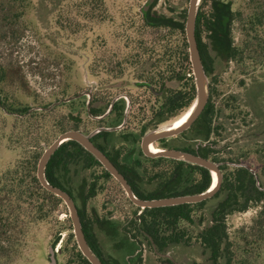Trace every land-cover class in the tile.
Wrapping results in <instances>:
<instances>
[{
  "label": "rangeland",
  "instance_id": "rangeland-1",
  "mask_svg": "<svg viewBox=\"0 0 264 264\" xmlns=\"http://www.w3.org/2000/svg\"><path fill=\"white\" fill-rule=\"evenodd\" d=\"M56 1L43 0L46 8H42V0H0V174L25 148L42 152L62 132L61 126L63 131L71 129V123H66L64 118L66 106L59 103L45 109L53 102L80 92L96 95L94 105L117 95L127 99L131 95L139 98L143 92L154 102V97L137 84V67L123 64L121 75H115L112 67L121 57L137 50L135 46H124L123 36H142L152 44L165 31L141 26L140 8L146 0H104L105 21L92 23L85 32L55 23L57 13H63L57 18L66 16L64 9L62 12L60 8L51 9ZM153 1V10L158 13L172 15L176 20L186 14L188 0ZM223 1L236 15L230 23V34L233 45L242 50L237 58L227 61L212 54V69L206 73L208 98L215 112L213 122L222 121L227 133L219 157L232 158L226 162L229 167H234L236 160L249 166L264 187V0ZM251 14L261 18L259 26L251 28L247 22ZM190 74L192 71L186 77ZM174 86L173 81L166 82L167 88ZM84 99L87 100V95ZM138 100L141 102L142 99ZM2 103L47 113L32 118L30 133L21 141L12 143L8 140L9 134L23 126L14 117L18 113L4 111ZM91 106L92 102L88 105L89 110ZM83 110L78 130L88 134L93 126L101 123L90 120ZM182 113L156 128L171 123ZM55 122H58L57 127H54ZM233 127L239 129L233 130ZM248 128L249 134L246 132ZM144 166H150V161ZM78 180V176L73 175L71 186L76 187ZM96 190L86 201L87 213L94 212L117 222L132 240L128 245H120L122 233L111 235L104 229H97L105 255L116 259L117 264H131L130 260L139 253L144 264H213L194 241L195 229L187 224V232L192 236L188 245L171 246L164 254L157 253L147 238L133 229L131 218L134 211L139 213V209L129 202L121 187L109 179L102 191ZM76 203L81 206L78 197ZM199 214L198 209L192 212L196 222ZM30 219L26 205L13 209L6 205L5 196L0 193V264H48L51 244L55 243L54 249L57 250L60 239H65L70 232L73 234L64 202L52 206L45 221ZM225 222L234 248L231 264H264V203L232 213ZM56 236L57 241L54 240ZM158 256L168 258L170 262L164 263ZM56 260L58 264H78L68 262L67 253L58 250ZM216 264H224V260L219 259Z\"/></svg>",
  "mask_w": 264,
  "mask_h": 264
},
{
  "label": "trees",
  "instance_id": "trees-1",
  "mask_svg": "<svg viewBox=\"0 0 264 264\" xmlns=\"http://www.w3.org/2000/svg\"><path fill=\"white\" fill-rule=\"evenodd\" d=\"M103 1L57 0L51 9L60 8L59 11L61 12L64 9L63 12L66 16L64 15V19L57 18V15L63 14L57 13L55 23L63 28L85 32L92 23L97 24L105 21L107 13ZM43 3L42 0V8L45 7ZM154 5L155 2L153 1L145 12L139 14L141 26L165 29V31L159 34L156 42L152 44H148L142 36H123L125 39L124 46H135L137 50L121 57L114 62L112 67L115 68V75H121L123 64L134 65L137 67L135 72L137 80L146 81L153 90L161 94L160 99L147 89L148 86L140 84L139 86L149 96L154 97V102L144 92L139 98H134L131 95L134 112L137 114L145 113L148 106H154V103H158L160 106H158V116L162 108L164 111H172V115L176 116L189 107L195 97L193 76L190 74L189 77H186V74L191 73V70L184 31L185 14H182L181 20H176L172 15H165L153 10ZM228 7L223 0H200L199 3L194 35L207 74L212 69L210 67L212 54L225 61L241 55L242 49L233 45L230 34V23L236 15ZM71 15L73 17H70ZM247 19L251 28L262 23L261 18L253 14ZM167 81H173L175 86L167 88ZM93 96L89 111L92 114H100L103 112L108 99L104 98L101 101L102 104L94 105L93 101L96 100L97 96L94 94ZM84 98L85 96H82V99L78 97L60 103V105L67 107L64 118L66 123H71V129H78L79 122L82 120V108L85 110V115L88 116ZM140 98L142 100L138 102ZM209 102L208 98L203 111L206 113V118L210 124L215 112ZM2 106L3 110L10 114L18 113L14 117L18 119L19 125L23 126L9 134L8 140L12 143L21 141L30 133L32 124H29V121L32 118L47 113V111L37 110L28 112L26 107L24 109L14 108L3 103ZM123 108L124 100L122 99L118 106H114L118 117L122 115ZM57 123H54V127H57ZM60 130L63 131L64 127L61 126ZM214 151V149L209 148L202 156L214 161H232V158H220L213 154ZM41 153L36 148H25L21 155L17 156L13 163L9 164L0 174V193L5 196L6 205H11L13 209H19L26 205L31 215L30 221L43 222L49 216L51 207L63 201L42 187L36 177V164ZM168 160L164 157L151 159L150 168H156V171L149 178L158 182L157 187L154 192L146 194L141 190V186L134 185L133 190L137 195L149 198L150 196L181 195L197 193L210 186L211 175L206 168L189 163L191 170L186 174L181 171L184 161H175L170 164ZM236 163L239 161L236 160ZM172 167L173 172H170ZM219 168L222 173L221 183L211 197L195 203L144 208L137 218H135L136 210L131 218L133 229L144 235L149 244L155 247L157 253L164 254L171 246L189 244L192 236L187 232L185 226L187 224L189 228L195 229L194 241L207 254L213 264H216L219 259H223L224 264H231L234 248L227 233L225 219L232 213L245 211L252 205L264 203V187L256 174L251 173L244 166L229 167L225 163ZM73 175L78 176L79 179L76 187L71 186ZM45 176L52 185L65 190L75 201L78 197L81 206L77 205V211L87 243L103 264H117L116 259L105 255L96 231L97 229H104L111 235L122 233L124 236L118 235L120 245H128L129 241H132L130 236L118 226L117 222L104 216H98L94 212L89 215L85 206L87 199L95 189L102 191L104 183L113 179L111 175L80 144L74 140H67L60 144L50 156L45 167ZM137 208L139 209V207ZM195 209L200 211L198 222L192 215ZM23 212H26L25 209ZM58 236L54 240H59ZM62 242L64 243L61 245ZM51 245L54 247L55 243ZM57 250L60 253H67L68 262L90 264L77 248L71 232L67 234L65 239H60ZM158 258L164 263L170 262L168 258L162 256H158ZM130 261L131 264L145 263L140 253L134 255Z\"/></svg>",
  "mask_w": 264,
  "mask_h": 264
},
{
  "label": "flooded vegetation",
  "instance_id": "flooded-vegetation-1",
  "mask_svg": "<svg viewBox=\"0 0 264 264\" xmlns=\"http://www.w3.org/2000/svg\"><path fill=\"white\" fill-rule=\"evenodd\" d=\"M137 84L148 86L147 89L150 92H152L153 95L158 96V98L161 97L160 92L153 90L151 85L148 84L146 81H137ZM85 95L87 94H83L79 97ZM93 98H94L93 94H90L89 103L93 100ZM122 99L124 100V108L122 115L118 117L116 111L114 110V106L115 105L118 106ZM107 101L108 102L105 103L102 113L100 114L90 113L91 116H89V118L91 120L98 121L101 123V125L99 126L95 125L92 127L90 131L92 132V134L89 138L91 143L106 156V158L112 163V165H114L117 171L125 178L126 182L128 183V185L130 186L133 192H134L133 187L134 185L137 186V184L141 186L140 187L141 190H143L146 194L149 192H154L158 182L152 178H149V176L155 173L156 168H150V166H144V163H146L149 160L151 164L152 163L151 159L157 157H150L144 153L142 149V138L144 134L156 128V126H158L160 123L165 122L170 118H172L173 117L172 111H164V108H162L160 115L158 116L157 113H158V108L160 106L159 104H153L154 106L147 107V111L145 113L137 114L132 109L131 97L130 99L129 98L127 99L123 95H117L116 97ZM204 107L202 111L199 113V115L196 117V119L186 129L182 130L177 134L168 137H163L155 140L152 143H149L147 145L148 150H150L151 152H155L159 148H170V149L184 150L202 156V154L205 153L206 150L210 148L215 150L213 154L221 156L222 149L225 146L223 142L225 141L226 139L225 135L227 134L226 129L224 128V123L222 121L213 122L212 119L211 123L209 124V121L206 118V113L203 111ZM187 108L185 109V111L187 110ZM185 111H183V113L171 123L177 121L185 113ZM232 129L237 130L239 128L233 127ZM228 130L231 129L228 128ZM246 132L249 134L250 129L248 128ZM113 133H117L115 137L112 136ZM153 143L159 145L160 147L159 148L155 147ZM226 147L231 148L227 145ZM164 158H168V157H164ZM168 159H169L168 162L170 164H173L175 161L176 162L183 161L174 158H168ZM184 162L185 163L182 164L181 171L188 174L191 169L190 166L188 165L189 163L186 161ZM218 162L221 163L220 165H223L227 161H218ZM100 165L102 166L101 163ZM170 172H173V167L170 169ZM111 177L119 184V186L125 193L121 184L112 175ZM147 185H151V187L148 188ZM134 194L139 198H149V197H140L135 192ZM153 197L155 196H150V198ZM74 202L77 206L75 200ZM139 213H141L140 208H139ZM139 213L135 215V218L138 217Z\"/></svg>",
  "mask_w": 264,
  "mask_h": 264
},
{
  "label": "water",
  "instance_id": "water-1",
  "mask_svg": "<svg viewBox=\"0 0 264 264\" xmlns=\"http://www.w3.org/2000/svg\"><path fill=\"white\" fill-rule=\"evenodd\" d=\"M153 0H146L142 7L140 8L141 12H145L148 7L152 4ZM200 0H188L185 21H184V31L185 37L188 45V56L189 62L191 65V71L193 75L194 85H195V97L192 102H196L193 112L184 120L179 126H176L171 129L159 130L160 127L154 128L151 131L144 134L142 138V149L147 156L150 157H168L174 158L177 160H183L191 164L199 165L206 168L209 171L216 172L217 182L213 188L210 186L197 193L181 194V195H172V196H163V197H153V198H139L134 194L125 178L117 171V169L112 165V163L106 158V156L96 148L90 141V136L92 132L84 134L78 129H69L59 133L56 138L42 151L37 164H36V177L42 187L50 191L54 195L61 198L68 209L69 218L72 224V232L75 238V243L81 254L90 264H103L100 258L94 253L90 248L89 244L86 241L84 233L82 231L80 218L77 211V206L72 199V197L60 187L52 185L45 176V167L53 152L67 140H74L79 143L86 151L92 154L102 166L121 184L124 189L128 199L142 211L144 208H155L163 206H171L183 203H195L202 200H205L211 197L219 188L222 178V173L219 168L220 162L210 160L204 156L198 155L196 153L179 150V149H170V148H159L156 152H151L148 150L147 145L154 142L157 139L168 137L174 134L181 132L186 129L199 115L205 106L208 95L209 88L207 82V75L202 64L200 54L198 51L194 28H195V19L198 11ZM83 94H87L86 100V110L89 116H91L88 109L90 93L89 92H80L76 95L63 98L59 101L51 103L45 109H49L53 105L59 104L61 102H67L72 99H75ZM29 112V111H28ZM235 166H244L251 173L255 174L254 170L247 165L237 163ZM211 185V183H210ZM56 251L51 245L48 248V264H57L56 260Z\"/></svg>",
  "mask_w": 264,
  "mask_h": 264
},
{
  "label": "bare ground",
  "instance_id": "bare-ground-1",
  "mask_svg": "<svg viewBox=\"0 0 264 264\" xmlns=\"http://www.w3.org/2000/svg\"><path fill=\"white\" fill-rule=\"evenodd\" d=\"M195 105H196V102L195 101L192 102L190 104V106L187 108V110L185 111V113L177 121H175L174 123L165 125V126H161L159 128V130H166V129H171V128H174L176 126H179L184 120H186V118H188V116H190V114L193 112V110L195 108ZM210 175H211L210 188H213L217 182V175H216V172H214V171H211Z\"/></svg>",
  "mask_w": 264,
  "mask_h": 264
}]
</instances>
